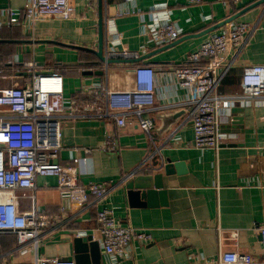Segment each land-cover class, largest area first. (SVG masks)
<instances>
[{"label": "crops", "instance_id": "crops-1", "mask_svg": "<svg viewBox=\"0 0 264 264\" xmlns=\"http://www.w3.org/2000/svg\"><path fill=\"white\" fill-rule=\"evenodd\" d=\"M27 2L0 0V91L25 87L32 79L28 71L31 63L36 64V72L62 74L67 99L83 98L88 89L100 86L131 89L135 85L134 63L151 65L155 69L158 107L149 114L156 123L153 142L136 125L122 128L111 119L64 120L58 161L73 165L72 159L78 158L74 165L80 183H116L125 174L144 167L136 175L161 174L163 187L150 195L137 189L138 196L133 199L124 183L103 203H94L90 197L84 206L63 197L55 177L39 176L36 203L46 216L62 215L61 221L46 231L37 251L28 253L18 249L14 234H2L0 264H36L37 256L72 259L80 264L81 248L75 242L78 231L99 242L103 264H192L191 253L216 260L222 251L259 256L263 250L258 226L264 223V173L240 175L238 169L252 155L264 154V96L238 103L222 115L221 130L226 137L219 150L198 149L193 144L191 106L182 108L190 95L178 84L174 71L188 64L187 55L211 35L240 22L259 21L264 0H243L244 8L237 13L229 0H205L199 5H190L187 0H136L142 10L167 5L181 35L157 47L140 16H119L115 23L123 34L121 48L138 51L140 58L108 67L97 54L100 38L103 36L104 53L105 18L115 15L124 0H69L71 19L43 18L33 31L9 25L6 11L12 9L23 18ZM238 13L236 19L226 22ZM231 57L227 53L213 61L215 74L221 77V94L242 91L245 66H264L263 21L236 64L226 70ZM179 112L168 129L158 132L164 122L160 114ZM108 135L117 141V152L101 149ZM85 149L91 151L86 153ZM155 149L158 154L150 159ZM166 165H170L169 172ZM18 194L19 209L26 213L32 205L31 191ZM103 208L111 209L121 225L149 232L152 242H132L125 257L107 255L97 221V212ZM83 254L87 256L85 264H94L88 245Z\"/></svg>", "mask_w": 264, "mask_h": 264}, {"label": "built area", "instance_id": "built-area-1", "mask_svg": "<svg viewBox=\"0 0 264 264\" xmlns=\"http://www.w3.org/2000/svg\"><path fill=\"white\" fill-rule=\"evenodd\" d=\"M205 0H187L190 5L202 4ZM237 7L243 0H229ZM9 25H20L33 31L43 18L71 19L69 0H28L23 18L8 9ZM138 15L146 32L157 47L176 41L181 35L180 27L172 20V10L167 5L153 6L142 10L136 0H124L115 15L105 18L106 47L104 66L115 62L137 61L138 51L121 48L123 34L115 20L119 16ZM264 22V10L257 22H240L222 32L211 35L196 50L186 57L188 64L175 69L178 84L187 90L190 99L182 108L191 106L189 118L192 122L193 144L198 149L219 150L226 137L221 130V117L238 103L258 101L264 96V66L247 65L241 78L242 91L234 94L219 93L221 77L215 74L213 61L227 53L232 57L226 70L236 64L254 32ZM31 63L28 71L31 81L25 87L0 91V236L12 233L17 237L18 249L22 253L37 251L39 244L51 226L60 223L62 215L46 216L36 203L35 190L39 176L55 177L63 197L84 206L92 197L94 203H103L120 184L132 179L136 171L125 174L114 182L78 181L73 165L58 161L62 147V124L70 119H111L119 127L136 125L147 133L153 142L155 121L149 116L156 111L155 69L148 64L134 63L135 85L131 89L115 90L106 86L87 90L83 98L65 97L63 75L56 71H35ZM101 149L117 152L118 143L108 135ZM91 149H85L90 152ZM158 154L155 149L150 159ZM144 166V165H142ZM240 175L264 173V154L252 155L238 169ZM31 191V209L22 213L19 209L18 191ZM97 221L102 234V245L107 255L125 257L132 242H152V235L132 226L121 225L109 208L99 209ZM262 240L259 256L239 251H222L218 259L208 260L191 253L192 264H264V223L258 226ZM77 237L87 236L78 231ZM36 264H76L72 259L36 257Z\"/></svg>", "mask_w": 264, "mask_h": 264}, {"label": "water", "instance_id": "water-1", "mask_svg": "<svg viewBox=\"0 0 264 264\" xmlns=\"http://www.w3.org/2000/svg\"><path fill=\"white\" fill-rule=\"evenodd\" d=\"M244 12V11H243ZM241 12V13H243ZM241 13H238V15H235L228 19L226 22H231L234 19H236ZM100 47H99V52H97L98 56L101 57L104 60V53H103V36L100 38ZM183 112V111H182ZM181 113H172V114H160V118L163 119V126L160 127L158 132H162L170 127V125L174 122L175 118L179 116ZM169 167L170 165H166V172H169ZM127 188L129 189V196L131 198H136L138 196V191L139 190H145V194H155L156 189L162 188L163 183H162V175L157 174V175H144V174H139L135 175L132 179H130L127 182ZM163 193V192H161ZM75 242L79 247L81 248V253L79 254L78 258L80 259V264H85V260L87 256H84L83 251L86 250V246L88 245L91 249L92 255L94 254V264H103L102 260H100V255H99V242L94 241L93 236L88 235V236H83V237H76Z\"/></svg>", "mask_w": 264, "mask_h": 264}, {"label": "trees", "instance_id": "trees-1", "mask_svg": "<svg viewBox=\"0 0 264 264\" xmlns=\"http://www.w3.org/2000/svg\"><path fill=\"white\" fill-rule=\"evenodd\" d=\"M243 8H244V6H239V7L236 6V8H235V12L237 13V12H239V11H240L241 9H243ZM99 65H100V63H99ZM5 67H8V66L5 65L4 68H5ZM1 73H2V72L0 71V74H1ZM3 73H4V72H3Z\"/></svg>", "mask_w": 264, "mask_h": 264}]
</instances>
